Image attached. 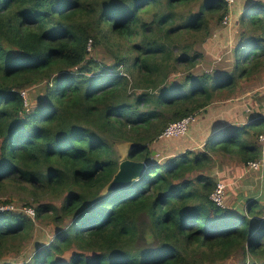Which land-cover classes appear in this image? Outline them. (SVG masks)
Listing matches in <instances>:
<instances>
[{
  "label": "trees",
  "instance_id": "obj_1",
  "mask_svg": "<svg viewBox=\"0 0 264 264\" xmlns=\"http://www.w3.org/2000/svg\"><path fill=\"white\" fill-rule=\"evenodd\" d=\"M232 11L228 28L223 0H0V196L27 194L54 225L41 243L33 217L0 209V264H264V176L244 205L209 198L218 158L245 170L264 133V113L243 104L245 119L220 113L201 134L209 109L264 71V0ZM189 115L202 148L159 160L160 133ZM123 142L145 169L103 194ZM25 242L27 258H5Z\"/></svg>",
  "mask_w": 264,
  "mask_h": 264
},
{
  "label": "rangeland",
  "instance_id": "obj_2",
  "mask_svg": "<svg viewBox=\"0 0 264 264\" xmlns=\"http://www.w3.org/2000/svg\"><path fill=\"white\" fill-rule=\"evenodd\" d=\"M230 13V23L227 25L228 28L231 26V23L234 19L232 7L229 8ZM236 17V16H235ZM204 40H198L197 41V48H204ZM91 49V40L88 43V50ZM106 52V51H105ZM204 52L208 53L203 59L202 57L199 60L198 67H201L205 70H208L212 66L215 65L216 61V53L213 52H207L204 50ZM97 54L101 58L108 59V55H106L103 51H100V53ZM224 61H221V63ZM225 63V62H224ZM172 77L173 74L171 75ZM254 83H248L244 90L241 92L242 94L236 98H234L233 101H230L229 105H225L224 103H219L217 106H220L221 116L227 118L230 121L233 122H240L241 120L245 119L248 113L250 112V109H247L246 111L243 110V104L246 106H250L251 110L255 109L258 111H261L264 113V71L260 73L255 80H253ZM34 89V88H31ZM25 99L27 98V93L24 95ZM32 98V97H31ZM241 108V110L239 109ZM254 110V111H255ZM241 115V117H240ZM185 136V141H182L181 137ZM181 137H173L170 138L172 141L169 143V139L161 140L162 145H159V149L157 151H153L152 154L154 156H157V152H159V160H163L166 157L163 156H172L175 153L179 151H184L188 146L190 147H197L198 149L202 148L201 139L198 140L192 138L189 134V130L185 135H182ZM190 144V145H189ZM121 144L117 145L118 153L121 157L120 153V147ZM216 163V169L213 172V176L217 180H221L227 184V193L226 198L224 200L225 207L229 208H236L238 206L244 205V201L248 200L249 198H252L253 192H249L246 189L240 188L242 180L246 177L245 175L248 172L244 169H242V165L239 164L236 160L228 159L224 156H221L218 158ZM254 174H251L253 177L252 183H254L253 180L258 181L260 180V173L259 172H253ZM259 173V174H258ZM250 175V174H248ZM242 189V191H238ZM240 195V197H238ZM247 196V197H246ZM27 202V206H29V203L31 201V197L27 194L15 191V190H7L2 196H0V209H2L5 206H12L10 210L19 212L21 211L25 206L24 204ZM36 207V204L34 203L31 208L34 210ZM224 207V208H225ZM34 220V226H35V234L33 236V240L39 241L41 243H46L50 241L51 232L54 229V225L52 222L45 218V217H35V214L33 215ZM30 246H32L31 242H25L22 244H15L7 254L5 258H9L12 260L17 261H23L25 258L28 257L30 254ZM208 264V263H203ZM217 264H237V260L235 259H226L222 262H219Z\"/></svg>",
  "mask_w": 264,
  "mask_h": 264
},
{
  "label": "built area",
  "instance_id": "obj_3",
  "mask_svg": "<svg viewBox=\"0 0 264 264\" xmlns=\"http://www.w3.org/2000/svg\"><path fill=\"white\" fill-rule=\"evenodd\" d=\"M226 5L228 6V11L229 8L232 7L234 4L235 0H223ZM223 24H229L230 23V13L228 12L227 15H225L222 19ZM90 42V40H89ZM21 94L24 96L25 93L22 91ZM196 117L195 115H189L186 116L180 120H177L173 123H171L169 126H167L159 135L160 138H170V137H178L180 135H185L189 129V127L195 122ZM258 140L264 144V133H261L258 135ZM246 171L248 172H257L259 171L260 173V178H263V170H264V151L262 153V157L258 160H251L248 161L246 164ZM226 193H227V184L223 181H216V184L211 191L209 198L210 200L216 205L221 208L225 207V198H226ZM12 206H5L1 210L4 209H11ZM22 211L27 214L30 217H33L35 214L34 210L31 207H24Z\"/></svg>",
  "mask_w": 264,
  "mask_h": 264
},
{
  "label": "water",
  "instance_id": "obj_4",
  "mask_svg": "<svg viewBox=\"0 0 264 264\" xmlns=\"http://www.w3.org/2000/svg\"><path fill=\"white\" fill-rule=\"evenodd\" d=\"M137 146L138 143L135 142L121 143V157L118 163L117 171L115 172L111 180L103 187V194L112 193L121 188H124L141 176L143 170L145 169L144 163L133 161L128 158L129 152Z\"/></svg>",
  "mask_w": 264,
  "mask_h": 264
},
{
  "label": "crops",
  "instance_id": "obj_5",
  "mask_svg": "<svg viewBox=\"0 0 264 264\" xmlns=\"http://www.w3.org/2000/svg\"><path fill=\"white\" fill-rule=\"evenodd\" d=\"M210 113L208 116H206L203 120V122H205L207 125L204 127L203 130H201V134H204L207 130H208V125L211 123V121L216 117L218 116L221 112L219 111V108L218 107H215V108H210ZM250 174V175H248ZM251 174H254L253 172L251 173H247L245 176V178L242 180L241 182V186L240 188H244L246 189L247 191L249 192H253L252 194V197H255V194L259 195L260 194V191L258 190V188L256 189V192H255V189H254V186L256 185L257 181L253 180L254 183H252V175ZM238 191H242V189H240ZM240 197V195L238 196ZM247 197V196H246Z\"/></svg>",
  "mask_w": 264,
  "mask_h": 264
},
{
  "label": "bare ground",
  "instance_id": "obj_6",
  "mask_svg": "<svg viewBox=\"0 0 264 264\" xmlns=\"http://www.w3.org/2000/svg\"><path fill=\"white\" fill-rule=\"evenodd\" d=\"M180 136H182V135H180ZM259 141V140H258ZM259 143L261 144V156H260V158L262 157V153H263V151H264V144H262L260 141H259ZM260 158H258V159H260ZM258 159H256V160H258ZM257 172H259V171H257ZM263 176H264V170H263ZM218 181V180H217ZM221 181V180H220Z\"/></svg>",
  "mask_w": 264,
  "mask_h": 264
}]
</instances>
